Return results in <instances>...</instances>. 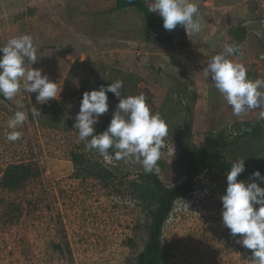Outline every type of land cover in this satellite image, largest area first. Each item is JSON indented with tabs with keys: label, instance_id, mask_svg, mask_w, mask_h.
I'll return each mask as SVG.
<instances>
[{
	"label": "rangeland",
	"instance_id": "obj_1",
	"mask_svg": "<svg viewBox=\"0 0 264 264\" xmlns=\"http://www.w3.org/2000/svg\"><path fill=\"white\" fill-rule=\"evenodd\" d=\"M194 2L199 33L157 31L147 40L142 11L117 10L115 0H0V46L30 35L38 60L25 61L26 67L41 69L61 87L57 98L43 104L23 88L12 100L0 96V180L13 164L35 172L20 191L0 184V264H136L146 244L151 215L143 167L134 158L117 160L113 150L101 156L78 142L73 125L85 92L121 79L122 98L145 95L168 126L154 171L166 186L185 180L184 150L200 146L211 131L229 138L221 150L228 162L249 153L264 156L259 110L233 115L211 74L205 76L209 59L225 43H235L239 50L230 59L245 67L248 78L264 80V0ZM237 28L244 30L242 37ZM107 95L109 110L95 131L108 126L117 110L119 98ZM17 101L28 119L13 142L6 138L7 122ZM33 109L40 114L34 116ZM246 120H258L263 133L241 137L239 124ZM226 187L223 174L208 171L176 200L163 227L162 264H253L252 250L236 243L238 237L223 225Z\"/></svg>",
	"mask_w": 264,
	"mask_h": 264
},
{
	"label": "clouds",
	"instance_id": "obj_2",
	"mask_svg": "<svg viewBox=\"0 0 264 264\" xmlns=\"http://www.w3.org/2000/svg\"><path fill=\"white\" fill-rule=\"evenodd\" d=\"M148 11L162 17L165 30L171 31L180 25L188 35L201 31L199 9L194 0H152ZM238 50L235 43H225L223 51L209 59L205 76L211 74L215 88L231 106L233 115L239 117L258 109L257 119L264 120V91L260 90L264 80L248 78L245 67L230 59ZM37 60V50L28 34L13 37L0 46V95L12 100L23 88L27 93H36L40 104L57 98L61 87L42 75L41 69L26 67L25 61L32 65ZM122 86L123 81L117 79L84 93L73 125L78 130V142L85 141L87 150H95L101 156H107L112 149L117 160L134 158L145 173L158 172L168 126L158 113L151 111L143 93L122 98ZM109 92L119 98L117 110L107 128L97 133L95 124L109 110ZM17 108L7 122L11 131L6 138L13 142L22 135L16 129L28 119L27 112L19 110L24 108L19 101ZM32 113L40 114L35 109ZM244 169V159H238L231 163L226 174L227 187L221 197L222 222L232 237H238L236 243L252 250L253 264H264V188L256 182V179L264 181V176L257 170L252 173L251 182L246 183L237 179Z\"/></svg>",
	"mask_w": 264,
	"mask_h": 264
},
{
	"label": "trees",
	"instance_id": "obj_3",
	"mask_svg": "<svg viewBox=\"0 0 264 264\" xmlns=\"http://www.w3.org/2000/svg\"><path fill=\"white\" fill-rule=\"evenodd\" d=\"M147 0H115L114 7L117 10L130 7L138 8L144 15V25L146 29V39L149 40L157 31H168L163 27V19L160 15L148 11ZM178 25L174 30L182 29ZM172 31V30H171ZM236 35L242 37L244 30L237 28ZM3 97L2 95H0ZM241 137L257 138L263 133V128L258 120H246L240 124ZM107 128L103 125L97 129V133L103 132ZM229 138L223 131H211L200 146L193 145L183 152V162L185 170V180L174 186H166L157 173L141 174L148 184L142 189L144 199L148 201L151 221L148 230V239L144 248L138 254L136 264H162L167 253L163 250L162 234L165 221L173 210L177 199L190 194L195 185V181L200 174L208 171H215L226 177L231 168L221 152L228 146ZM112 151V149H109ZM74 162L78 163L79 156L72 155ZM245 169L239 177L246 178L251 182L252 173L259 171L264 174V156H257L249 153L244 160ZM34 169L27 164L18 163L9 166L3 173L0 184L4 189L20 191L28 181L34 176ZM259 186L264 187V181L256 179ZM17 210H23V206L18 205Z\"/></svg>",
	"mask_w": 264,
	"mask_h": 264
},
{
	"label": "crops",
	"instance_id": "obj_4",
	"mask_svg": "<svg viewBox=\"0 0 264 264\" xmlns=\"http://www.w3.org/2000/svg\"><path fill=\"white\" fill-rule=\"evenodd\" d=\"M48 1H51V2H52V1H54V0H48ZM62 1H67V0H62ZM98 1H99V2H101V3H103V2H104V0H98ZM35 6L37 7V4H36V5H34V7H35Z\"/></svg>",
	"mask_w": 264,
	"mask_h": 264
}]
</instances>
